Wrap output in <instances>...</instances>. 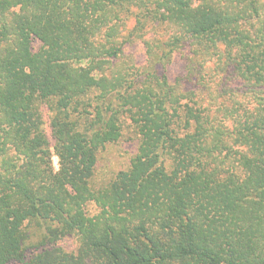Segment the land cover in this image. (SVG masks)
I'll return each mask as SVG.
<instances>
[{"label":"trees","instance_id":"16d2710c","mask_svg":"<svg viewBox=\"0 0 264 264\" xmlns=\"http://www.w3.org/2000/svg\"><path fill=\"white\" fill-rule=\"evenodd\" d=\"M132 9L173 34L115 70ZM0 264H264V0H0Z\"/></svg>","mask_w":264,"mask_h":264},{"label":"rangeland","instance_id":"374dc122","mask_svg":"<svg viewBox=\"0 0 264 264\" xmlns=\"http://www.w3.org/2000/svg\"><path fill=\"white\" fill-rule=\"evenodd\" d=\"M136 13L137 10L132 9L131 13L126 14V16L123 17L122 32L117 38L118 46L120 48L122 47V55L118 58L119 63H117L115 66V70H118L121 66H123L120 61L127 62L128 66L134 64L140 69L150 66L145 55L143 40H148V42L155 48H157L156 46L158 44L161 45L157 49L155 60L161 58L167 52V47H165L164 44L168 42L170 36L173 34V30L170 27L165 25L159 26L158 24L154 23L155 26L151 29H148L142 38H136L134 36L130 37V34L133 32L136 25ZM33 47L37 49L39 44L35 42ZM196 60V54L192 50L191 46H188L183 50L174 53L169 61L165 62L166 65L163 69L162 66L157 65L154 68V71L157 75H162L164 73L169 78V81L173 84H184L183 79L186 78V72L183 70V67L186 66L189 61L190 63H193ZM204 74L206 81H201V83L196 81L187 84H211L212 80L209 71L205 72ZM146 80H148V77L143 76L141 82H145ZM240 84V81L233 79L229 85L231 87H237ZM44 112L47 113V110L44 109ZM122 133L123 135L118 143L108 146L106 149L100 151L98 155V171H100L101 175L105 176L112 168H117L118 170L122 169L126 164L129 163L131 157L133 156L135 151V135L128 127H125ZM53 167L55 170L58 169V161L56 157H53ZM62 246L67 251H72L75 247L72 240H66Z\"/></svg>","mask_w":264,"mask_h":264}]
</instances>
